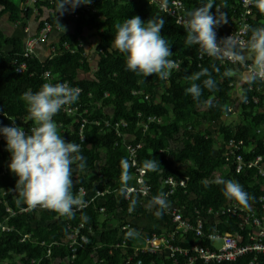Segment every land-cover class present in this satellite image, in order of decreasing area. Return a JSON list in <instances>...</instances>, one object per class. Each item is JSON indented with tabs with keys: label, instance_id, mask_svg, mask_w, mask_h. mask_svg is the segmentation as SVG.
<instances>
[{
	"label": "trees",
	"instance_id": "1",
	"mask_svg": "<svg viewBox=\"0 0 264 264\" xmlns=\"http://www.w3.org/2000/svg\"><path fill=\"white\" fill-rule=\"evenodd\" d=\"M206 2L208 0H187L190 10ZM212 2L216 6L221 5V11L227 13V22L233 21L232 18L239 14L241 8L237 0ZM90 5L92 9L89 11L83 9L82 4L74 11L69 9L63 14L71 23L73 32L69 30L61 35L52 44L50 56L44 58L35 52L26 55L27 40L0 29V126H13V121L8 118H14L15 125L19 127L29 129L33 125L32 121L25 119L27 106L21 97L26 91L35 93L44 83H67L79 89L78 100L71 104L78 107L77 114L60 110L53 119L65 142L81 145L80 154L85 157L86 167L83 171H75L73 165L72 192L84 203L90 201L86 207L74 212L72 217H61L40 208L23 210L27 206L14 190L18 177L9 168L3 170L4 163L11 159V155L4 148L5 141H0V223L6 222L12 227V230L6 231L0 226L1 259L18 256L28 262L30 258L43 257L54 241L71 236L80 240V234L75 233L78 230L89 236L88 242L76 245V253L64 244L56 245L41 264H55L58 257L63 258L65 264H127L126 255L120 249H113V243L121 240L126 233L129 239L135 234L123 231L122 223L114 218L117 202L125 211L133 206L135 217L140 214L146 216L147 210L135 204L134 198L125 200L126 188L134 185L136 180L132 178L130 169H127V181L124 180L122 161L127 159L128 153L122 138L114 130L104 127L107 120H126L129 126L123 130L134 135L133 143L142 145L139 150L141 164L148 160L157 162L156 169L148 171L152 194L145 199L147 203L166 190L162 188V181L169 176L177 179L189 177V193L198 197L196 201H191V205L198 202L202 207L219 208L229 201L222 195L223 185L216 182L219 180L214 177L216 172L220 173V179L231 180L233 177L250 196H254L255 199L249 203H256L257 196L264 192L260 184H254L252 174H237L232 169H223L226 162L223 152L220 147H215L212 132L202 127L205 121H221L232 97L234 87L231 84L236 83L234 75L224 74L232 67L221 65L209 57L199 58L198 46L185 44L184 28L174 18L163 15L155 3L148 0H92ZM215 5L210 10L213 15L216 14ZM56 6L57 0L53 4L41 0L34 4L29 0H0V16L7 14L9 22L23 25L24 32L28 28V19L37 12L38 26L32 33L35 36L45 21L54 27L61 25ZM45 10L48 14L46 19H42L40 14ZM255 12L257 19L252 21V28L264 25V14L256 8ZM133 16H139L145 23L151 18L164 20L161 36L170 46L172 55L169 59L180 63V68L172 69L167 79H160L155 74L143 77L127 71L124 54L112 46L115 24ZM94 38L98 39V57L93 70L83 47L67 50L64 43L75 44L80 40L89 43ZM23 63H26V68L18 72V65ZM203 68L209 69L217 83L213 91L203 87V80L207 77L191 80V76ZM47 72L49 76H46ZM192 83L202 88L199 101L185 93ZM260 83L252 84L253 90L245 81L242 84V97L246 96L247 100L243 102L241 98L240 110L245 121H239L234 127L221 121L219 129L224 140L253 136L258 141L257 151L264 152V136L256 132L257 127L264 123V89L258 90ZM159 91L160 100H157ZM254 95L261 96L259 104L253 102ZM205 101H211L212 106H207ZM150 116L161 119V122H150L149 128L145 129L142 121ZM82 118L87 121L83 129L84 141L80 138ZM98 121L102 124H96ZM80 189L85 190L84 195H80ZM98 190H108L107 200L97 195ZM179 190L173 198L179 195L183 203L188 200L189 193L184 194ZM102 200H106L105 213L100 210ZM8 206L16 213L8 212ZM139 227L138 223L133 224L135 230ZM249 258L248 255L246 259Z\"/></svg>",
	"mask_w": 264,
	"mask_h": 264
},
{
	"label": "built area",
	"instance_id": "2",
	"mask_svg": "<svg viewBox=\"0 0 264 264\" xmlns=\"http://www.w3.org/2000/svg\"><path fill=\"white\" fill-rule=\"evenodd\" d=\"M37 1L39 0H29L32 4ZM41 1H48L53 4L56 0ZM148 1L157 4L163 15L174 18L179 25H181V20L186 18L185 13L190 10L187 0ZM237 2L241 6L239 14L232 18L233 21L218 26L215 31L218 42L229 36H233V41H230L229 44L236 43L239 46H243L250 38L251 32L249 26L252 27V21L257 19V14L255 12V7L251 4L245 5L244 0H237ZM83 9L89 11L92 9V6L90 4L84 5ZM262 23H264V21H262ZM259 27H264V25ZM57 29L59 30L60 27L58 25L54 27L49 21H45L39 34L35 36L30 32L29 27L24 29V33L28 34L26 55L35 52L36 46L47 41L50 34ZM70 31L73 32L72 26ZM97 42L98 39L96 38L91 39L89 43L86 40H80L79 43L75 44L65 42L64 47L67 50H78L80 47H83L86 55L89 57L90 53L98 55L96 51ZM204 57L209 56H202L199 54V58ZM209 58L218 61L221 65L228 64L231 67L236 66L240 70H245V65L239 63L232 57L225 56L223 59ZM25 68L26 63H23L18 65L17 71L22 72ZM179 68L180 63L175 62L173 69ZM46 76H49V72L46 73ZM260 82L258 86L259 91L264 89V81ZM231 85H233V90L235 91L237 89V83H232ZM250 89L253 90V86H251ZM242 92L241 88L236 108L232 102L233 96L231 97L230 103L221 117V121L228 120L233 113L239 110ZM146 98H148V95ZM252 100L255 104H259L261 102V96L254 95ZM248 102L249 101H247V103ZM77 109L78 107L70 104L62 107L61 111L67 114H77ZM241 117V121H245L243 113ZM86 122V118H82V126L80 127V138L82 141L85 140L83 129ZM150 122L159 123L161 119L151 116L148 117L147 120L142 121V125L145 126V129L149 128ZM213 123H217V120ZM96 124L101 125L102 123L98 121ZM128 126L129 123L124 119L117 121L107 120L104 124L106 129L114 130L116 134L122 138V143L128 153V157L125 161H127L129 165L128 169L132 172V178L136 180L134 185L126 188L125 200L130 201L134 198L135 204L147 210L146 216L140 214L135 217V208L133 206H129L125 211L120 202H117L118 209L114 218L122 223L123 231L128 230L135 234L134 237L129 239L126 233L121 240L117 239L115 243H113V249H120L124 255H126V263L264 264V192L257 196L256 203H250L249 208H244L232 200H229L226 205L219 208L214 206L202 207L198 202L191 205V201H196L198 197L194 193H189V177L177 179L173 176H169L162 181V188L166 189L162 193L166 195L169 207L164 210L161 216H157L156 207H150V203H147L145 200L152 194V186L148 172L149 169L140 162L139 150L142 145L140 143H133L134 135L123 130ZM32 127L33 125L29 126L28 129L22 126L26 133L30 132ZM256 132L258 135L264 136V123L257 127ZM253 138L254 137L251 136L247 138L230 137L227 140L223 139L220 145V149L226 161L223 169L227 171L232 169V171L237 174H252L251 178L254 184H260L264 189V152L257 151L258 141ZM0 141H5L4 148L7 151L6 139L3 135H0ZM9 161L4 163V171L8 170ZM231 180H234V178L231 177ZM178 190L183 191L184 194L189 193L188 200L182 203L179 195L173 198V196H176ZM107 193L108 190L97 191V195L106 200ZM84 194L85 190L80 189V195ZM106 200L100 202V210L104 213L106 211ZM89 202L90 201H86L84 203L82 201L81 208L76 209L74 212L86 207ZM23 210L29 209L25 208ZM7 211L12 214L16 213L10 206H8ZM143 222L148 224H143ZM135 223L140 225L138 230L133 228V224ZM0 226L3 230H12V227L6 222L0 223ZM75 233L78 235L80 234V240L71 236L61 241H54L48 246L47 254L43 257L30 258L28 262L22 261L18 256L14 259L0 258V264H41L44 258L52 253L54 246L60 244L68 246L73 253H76L78 248L76 245L88 242L89 236L85 233H80L78 230ZM24 239L25 237L22 240ZM216 241L220 242L219 246L215 244ZM248 255L250 258L247 260L246 257ZM74 256L75 255H73V258ZM55 264H65L64 259L58 257Z\"/></svg>",
	"mask_w": 264,
	"mask_h": 264
},
{
	"label": "clouds",
	"instance_id": "3",
	"mask_svg": "<svg viewBox=\"0 0 264 264\" xmlns=\"http://www.w3.org/2000/svg\"><path fill=\"white\" fill-rule=\"evenodd\" d=\"M92 0H57L56 14L63 15L66 11L75 10L80 5L90 4ZM245 5L251 4L261 14H264V0H244ZM185 13L186 18L181 25L186 32L185 44L189 47L198 46L200 55L223 59L225 56L236 59L245 65L242 78L251 86L257 81H264V27L252 28L250 38L245 45L239 46L233 41V36L217 41L215 29L227 23V13L222 12L221 6H216L212 0L201 3ZM216 7V14L210 11ZM164 20L160 17L151 18L146 23L139 16L125 19L123 23H116V34L112 46L124 54L126 70L143 77L157 75L160 79H167L175 62L169 57L172 55L170 46L161 36ZM64 28V26H63ZM250 61V63H249ZM226 76L234 74L229 69ZM202 77L203 87L213 91L217 87L216 81L208 68L194 73L192 81ZM194 100L199 101L203 94L197 83L186 88ZM79 97V89L70 87L67 83H44L33 93L30 90L22 94L21 99L27 106L26 120L33 122L30 132L26 133L22 127L0 126V134L6 139L7 151L11 155L8 168L18 177L15 191L23 204L29 210L36 208L49 210L59 216L72 217L76 209L81 208L82 201L73 195V173L83 171L86 167L85 157L80 154L81 145L74 142H65L58 132L57 123L53 117L62 107L75 103ZM246 102L247 97H242ZM211 107V101L204 102ZM124 166V180L128 179L127 161ZM144 166L155 170L157 162L145 161ZM222 184V195L227 200L235 201L244 208L250 207V196L235 180L219 179ZM123 192V189H122ZM150 207H156V215L161 216L169 207L166 195L161 193L152 198Z\"/></svg>",
	"mask_w": 264,
	"mask_h": 264
},
{
	"label": "rangeland",
	"instance_id": "4",
	"mask_svg": "<svg viewBox=\"0 0 264 264\" xmlns=\"http://www.w3.org/2000/svg\"><path fill=\"white\" fill-rule=\"evenodd\" d=\"M47 14H48V12L45 10V12L43 13V14H40L41 15V18L42 19H46V17H47ZM36 16H37V12L35 13V20H36ZM59 21H60V23H61V25H62V27L64 26V28L66 29L67 28V30L69 31L70 29H71V24H70V22L67 20V18L66 17H64L63 15H60L59 14ZM27 23V22H26ZM27 25H28V27L31 29V27L33 28V26L31 25V24H29V23H27ZM8 26V28L9 27H12L13 25H7ZM17 28L21 31L22 30V28H23V25L22 24H19V25H17ZM32 31V30H31ZM91 44V43H90ZM40 47V46H39ZM89 47V46H88ZM49 51H50V49L49 48H47L46 49V51H45V53L47 54V56H50V53H49ZM97 55H95V54H89V61H90V64H91V68L94 70L95 68H96V66H97ZM232 70H233V72H234V76L236 77V78H242V73L244 72L243 70H239V69H236V67L235 66H233L232 67ZM244 79L242 78V81H243ZM237 81V80H236ZM242 81H237V89L234 91L233 90V97H232V102H233V105L235 106V108H236V105L238 104V95L241 93V84H242ZM160 95H161V91H159V94H158V97H157V100H160ZM241 108L239 107V110L236 112V113H233L231 116H230V118L228 119V120H222V122L224 121L229 127H234L239 121H241V114H242V112H241V110H240ZM109 110H111V109H109ZM220 123H221V121H219ZM220 123H210V122H207V121H205V122H203L202 123V127H207L211 132H212V134H213V136H214V138H215V147L216 148H218V147H220V145L222 144V141H223V138H222V134L220 133V129H219V126H220ZM9 163H10V161H9ZM8 163V164H9ZM214 177L215 178H217V179H220V176H219V173H216L215 175H214ZM143 224H148V223H146V222H143ZM215 244L217 245V246H219L220 245V242L219 241H216L215 242Z\"/></svg>",
	"mask_w": 264,
	"mask_h": 264
},
{
	"label": "crops",
	"instance_id": "5",
	"mask_svg": "<svg viewBox=\"0 0 264 264\" xmlns=\"http://www.w3.org/2000/svg\"><path fill=\"white\" fill-rule=\"evenodd\" d=\"M28 23L33 26V28L31 27V29H30V31L32 30L31 33L35 32V30H36V28L38 26V22H37V20H35V14L30 19H28ZM8 24L9 25L11 24L13 26L8 28V26H7ZM58 26L60 27V29L59 30L57 29V30L53 31L50 34V37H49V39L46 42H43L40 45L36 46L35 53L38 54L40 57H42V58L46 57L47 56V54L45 53L46 49L47 48L51 49L53 47L52 44L57 42L59 40L60 36L63 35L66 31H68L67 28L66 29L63 28L62 25H58ZM0 29H2L6 34H9V35L19 36V37L24 38L25 40H27V38H28V35L24 34V32H23V28L20 31L17 28V25L12 24L11 22H9L7 14H3V15L0 16ZM237 68L238 67H236V69ZM236 80L237 81H242V78H236ZM237 81H236V83H237ZM243 82H244V80L242 81V83Z\"/></svg>",
	"mask_w": 264,
	"mask_h": 264
}]
</instances>
